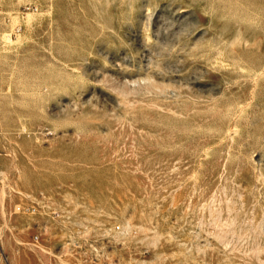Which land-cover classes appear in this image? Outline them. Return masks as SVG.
I'll return each instance as SVG.
<instances>
[{"label": "rangeland", "instance_id": "rangeland-1", "mask_svg": "<svg viewBox=\"0 0 264 264\" xmlns=\"http://www.w3.org/2000/svg\"><path fill=\"white\" fill-rule=\"evenodd\" d=\"M262 72L264 0H0V264H264Z\"/></svg>", "mask_w": 264, "mask_h": 264}, {"label": "built area", "instance_id": "built-area-1", "mask_svg": "<svg viewBox=\"0 0 264 264\" xmlns=\"http://www.w3.org/2000/svg\"><path fill=\"white\" fill-rule=\"evenodd\" d=\"M22 210H23V209H22L21 206L17 207V211H18V212H21ZM28 210L31 211V212H35V211H36V209H35L34 207L29 208ZM120 230H121V226H117V227H116V231H120Z\"/></svg>", "mask_w": 264, "mask_h": 264}, {"label": "bare ground", "instance_id": "bare-ground-1", "mask_svg": "<svg viewBox=\"0 0 264 264\" xmlns=\"http://www.w3.org/2000/svg\"><path fill=\"white\" fill-rule=\"evenodd\" d=\"M6 36V35H5ZM7 39V38H6ZM11 39V38H10ZM149 40V39H148ZM263 73V72H262ZM264 74V73H263ZM258 79V78H257ZM246 81V80H245ZM255 81V80H254ZM153 85V84H152ZM150 91V90H149ZM169 97V96H168ZM249 105V104H248ZM236 120V119H235ZM233 132V131H232Z\"/></svg>", "mask_w": 264, "mask_h": 264}]
</instances>
